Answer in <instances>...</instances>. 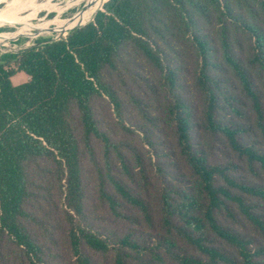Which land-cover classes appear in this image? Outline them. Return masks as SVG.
I'll list each match as a JSON object with an SVG mask.
<instances>
[{"label": "trees", "instance_id": "trees-1", "mask_svg": "<svg viewBox=\"0 0 264 264\" xmlns=\"http://www.w3.org/2000/svg\"><path fill=\"white\" fill-rule=\"evenodd\" d=\"M102 6L0 55V264H264V0Z\"/></svg>", "mask_w": 264, "mask_h": 264}, {"label": "rangeland", "instance_id": "rangeland-1", "mask_svg": "<svg viewBox=\"0 0 264 264\" xmlns=\"http://www.w3.org/2000/svg\"><path fill=\"white\" fill-rule=\"evenodd\" d=\"M31 1L33 5L18 11L13 20L0 24V55L22 52L39 45L38 42L42 40L65 37L70 29L93 19L101 0ZM10 8L11 0H0V13ZM77 16L80 18L73 25ZM11 80L18 85L27 81L28 76L18 72Z\"/></svg>", "mask_w": 264, "mask_h": 264}, {"label": "bare ground", "instance_id": "bare-ground-1", "mask_svg": "<svg viewBox=\"0 0 264 264\" xmlns=\"http://www.w3.org/2000/svg\"><path fill=\"white\" fill-rule=\"evenodd\" d=\"M104 1L105 0L100 1L99 5L97 6V9L101 8V5L104 3ZM31 4H32L31 0H11V8L8 11H4V12L0 13V24H3V23L6 24V22L13 20L16 17V15L18 14V11L21 12L23 10H26L28 7L31 6ZM34 5H36V4H34ZM79 18H80V16H77L75 18V21L72 22L73 25L76 23L77 19H79Z\"/></svg>", "mask_w": 264, "mask_h": 264}, {"label": "water", "instance_id": "water-1", "mask_svg": "<svg viewBox=\"0 0 264 264\" xmlns=\"http://www.w3.org/2000/svg\"><path fill=\"white\" fill-rule=\"evenodd\" d=\"M103 9V6H102V8L100 9V10H102ZM94 19V18H93ZM92 19V20H93ZM86 24V23H85ZM84 25V24H83ZM80 26H82V25H80ZM78 27V26H77ZM76 28V27H75ZM74 29V28H73ZM72 30V29H71ZM69 32V31H68ZM68 34V33H67ZM58 39H60V37H58V38H55V39H52V40H58Z\"/></svg>", "mask_w": 264, "mask_h": 264}]
</instances>
